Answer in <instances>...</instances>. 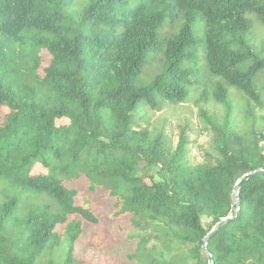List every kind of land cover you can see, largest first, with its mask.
Returning <instances> with one entry per match:
<instances>
[{
	"label": "trees",
	"instance_id": "obj_1",
	"mask_svg": "<svg viewBox=\"0 0 264 264\" xmlns=\"http://www.w3.org/2000/svg\"><path fill=\"white\" fill-rule=\"evenodd\" d=\"M258 28L264 0H0V264H208L198 243L264 169ZM191 100L217 154L194 166L147 114ZM238 198L207 251L264 264V174Z\"/></svg>",
	"mask_w": 264,
	"mask_h": 264
},
{
	"label": "rangeland",
	"instance_id": "obj_2",
	"mask_svg": "<svg viewBox=\"0 0 264 264\" xmlns=\"http://www.w3.org/2000/svg\"><path fill=\"white\" fill-rule=\"evenodd\" d=\"M83 1V0H82ZM142 0H128V7L129 9L135 7L138 3H140ZM164 22L162 24V29L158 31V37H162V30L165 26ZM203 28V25L201 22H196L193 32L195 34V39L197 40V46L200 45L201 49L203 48V39L204 36L202 35V31L200 32V29ZM261 32L262 29L258 28ZM202 54V53H201ZM201 54L196 55L195 62L193 63L192 69L194 72H198L193 74L191 79H204L207 77L205 75V70L202 68V62L201 60ZM159 70L158 64H155L152 68L144 70L140 81L142 83H147L151 80V78L154 75V72ZM200 75V76H199ZM264 82V76H262L259 80V83L262 85ZM234 90V89H233ZM195 100H191L187 103H180L175 106L170 105H164L161 111L156 112L154 110H148V120H149V129H153L154 125L160 126L164 129L165 134L170 138L173 147L176 146V143L178 141L179 132L182 128H184L186 138L188 140V152L185 157V161L189 165H199L204 164V157L205 154H208L210 157L215 158L217 156L216 151L214 149L213 144V136L212 134L205 130L203 125L200 122V119L198 117L197 108L194 104ZM213 110H215L213 108ZM216 110H221L218 105H216ZM257 116H264V110L257 109L256 110ZM141 117V116H140ZM137 119V126L140 128L144 127V122L140 118ZM138 128V127H137ZM261 146L264 148V143H261ZM212 162V161H211ZM37 172H39V169H36ZM36 171H33L34 173H37ZM42 171V170H41ZM119 220V218L115 219ZM121 222H125V218L121 219ZM202 224L204 227L208 225V221L205 218H202ZM151 237V239H150ZM143 238L149 239V245L148 248H155L157 251H164V247L162 244L153 234L146 232L143 233ZM136 246V241H125L124 244L118 243L113 247V255H123L125 253L132 252ZM174 249V247H172ZM109 249V248H108ZM112 249V248H111ZM110 250V249H109ZM179 253H186V249H182L179 251ZM203 258L205 259L206 256L203 255Z\"/></svg>",
	"mask_w": 264,
	"mask_h": 264
},
{
	"label": "water",
	"instance_id": "obj_3",
	"mask_svg": "<svg viewBox=\"0 0 264 264\" xmlns=\"http://www.w3.org/2000/svg\"><path fill=\"white\" fill-rule=\"evenodd\" d=\"M264 174V169H256L246 175H244L243 177H241L237 183L235 184L233 190L231 191V197L234 199V203L231 207L230 213L228 215V217L221 219L205 236L204 238L198 243V246L200 248V250L202 252H204L207 256V260H208V264H214L213 263V258L212 256L208 253L207 251V242L209 240V238L216 233L219 228L226 224V223H230L232 222L239 211V198H238V191L240 189V187L250 178H252L255 175H261Z\"/></svg>",
	"mask_w": 264,
	"mask_h": 264
}]
</instances>
